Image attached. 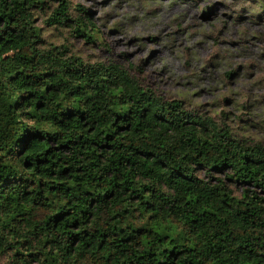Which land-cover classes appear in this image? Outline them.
Instances as JSON below:
<instances>
[{
	"label": "clouds",
	"instance_id": "obj_1",
	"mask_svg": "<svg viewBox=\"0 0 264 264\" xmlns=\"http://www.w3.org/2000/svg\"><path fill=\"white\" fill-rule=\"evenodd\" d=\"M0 264H264V0H0Z\"/></svg>",
	"mask_w": 264,
	"mask_h": 264
}]
</instances>
